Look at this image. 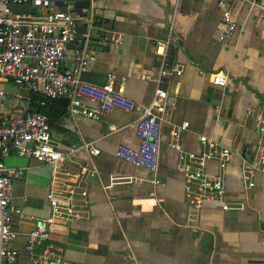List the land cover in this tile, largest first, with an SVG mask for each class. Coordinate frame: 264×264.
Instances as JSON below:
<instances>
[{
    "label": "crops",
    "instance_id": "crops-1",
    "mask_svg": "<svg viewBox=\"0 0 264 264\" xmlns=\"http://www.w3.org/2000/svg\"><path fill=\"white\" fill-rule=\"evenodd\" d=\"M250 1L89 0V9L73 11L78 34L87 33L89 39L86 44L70 42L68 57L81 48L93 58L82 79L101 84L107 74L124 78L125 94L137 106L132 113L114 109L96 120L67 105L50 127L61 151L85 142L99 151L93 156L80 149L71 158L97 174L86 179L88 218L52 228L53 243L63 248V264H264V173L257 175L252 189L245 188L241 161L234 156L225 197L243 202L244 208L223 211L218 202L206 201L193 210L183 192V173L176 167L178 152L169 147L172 129L187 122L179 139L185 152L201 153L199 137L205 136L250 157L257 140L255 119L264 113V0L258 6ZM64 2L72 5L71 0ZM225 8L237 27L222 42L219 27ZM112 33L122 34L121 45L107 42ZM165 40L170 41L165 55L155 54V44ZM161 70L165 74L159 84ZM218 73L227 76L225 87L213 85L212 75ZM157 86L174 96L175 107L162 124L158 170L152 173L119 161L115 151L121 144L139 146L134 124ZM5 89L8 99H30L27 88ZM247 116L252 120L248 126ZM5 164L18 172L12 205L24 216L14 219L18 234L12 247L18 252L17 264H34L25 250L33 228L30 217L49 213L46 193L52 168L16 155L8 156ZM216 170V160H208L206 171Z\"/></svg>",
    "mask_w": 264,
    "mask_h": 264
},
{
    "label": "built area",
    "instance_id": "built-area-1",
    "mask_svg": "<svg viewBox=\"0 0 264 264\" xmlns=\"http://www.w3.org/2000/svg\"><path fill=\"white\" fill-rule=\"evenodd\" d=\"M260 0H251L259 5ZM223 4L222 1L219 2ZM63 6L64 8H59ZM16 7L31 8L15 11ZM264 11V8H262ZM264 18V15H263ZM236 22L229 8L222 13L219 40L226 42L236 31ZM172 32V25L169 26ZM87 33L78 34L72 5L64 0H0V264H17L18 252L12 247L17 237L14 219L23 218L19 208L12 205L13 180L18 172L5 164L10 155L31 158L52 168V179L46 193L49 213L44 217H30L33 228L27 234L25 250L34 264H63V248L53 243L52 228L88 218V191L86 179L97 171L71 160L72 155L86 149L90 155L99 151L92 142L61 151L52 139L48 117L30 110V99L19 102L8 99L5 87L27 88L30 93L52 100H68V109L92 119H104L114 109L132 113L137 104L125 94V79L107 74L103 83L93 84L82 79L92 61L88 51L74 49L68 57V45L76 41L86 44ZM122 34L112 33L107 39L111 45L122 43ZM170 41L155 44V54L165 55ZM180 71H176L180 75ZM164 70L158 83H162ZM213 85L225 87L227 76L213 74ZM86 99L93 105L81 102ZM43 107L45 101H38ZM175 98L157 86L151 101L141 107V115L134 124L139 146L119 145L115 157L128 165L156 173L159 165L161 127L174 111ZM9 107L10 109L3 110ZM247 116L246 126L251 123ZM187 122L171 131L169 147L178 152L177 169L183 173V192L193 210L206 201H216L223 211H238L244 203L226 199L225 178L234 156L241 161V178L245 188L252 189L259 173H264V113L255 119L256 145L251 159L243 154L219 146L214 140L200 136L203 151L185 152L179 142ZM216 160L217 170L210 174L206 162ZM123 179V178H122ZM129 178H124L128 181ZM155 183H159L158 179Z\"/></svg>",
    "mask_w": 264,
    "mask_h": 264
},
{
    "label": "trees",
    "instance_id": "trees-1",
    "mask_svg": "<svg viewBox=\"0 0 264 264\" xmlns=\"http://www.w3.org/2000/svg\"><path fill=\"white\" fill-rule=\"evenodd\" d=\"M45 101V105L43 107L38 106V101ZM68 102L63 99L52 100L48 98H42L40 95L32 94L30 95V110L31 111H39L45 114L49 119L50 127L52 126L54 119L59 115L63 114L65 108L67 107Z\"/></svg>",
    "mask_w": 264,
    "mask_h": 264
},
{
    "label": "water",
    "instance_id": "water-1",
    "mask_svg": "<svg viewBox=\"0 0 264 264\" xmlns=\"http://www.w3.org/2000/svg\"><path fill=\"white\" fill-rule=\"evenodd\" d=\"M73 11H82L83 9H89V0H71ZM251 159V156L248 158Z\"/></svg>",
    "mask_w": 264,
    "mask_h": 264
}]
</instances>
